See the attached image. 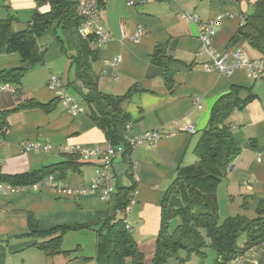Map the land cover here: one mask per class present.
I'll return each mask as SVG.
<instances>
[{"label":"crops","instance_id":"1","mask_svg":"<svg viewBox=\"0 0 264 264\" xmlns=\"http://www.w3.org/2000/svg\"><path fill=\"white\" fill-rule=\"evenodd\" d=\"M254 1L175 0L132 7L126 6L125 0L101 1L99 22L112 39L100 48L93 43L98 52V59L92 64L98 87L112 95L127 94L120 103L130 116L126 138L150 131H158L161 137L114 158L115 189L134 186L127 213L115 211V195L104 201L97 193L71 197L49 189L0 193V264H106L104 257L96 255L102 238L95 229L105 218L113 216L127 217L131 234L144 255V264H150L160 225L162 196L177 167L194 161V147L207 125L211 107L231 86L239 88L238 96L246 102L235 108L227 120L240 152L217 186L218 215L220 219L235 212L255 215L259 203L264 201V78H253L242 68L234 69L230 75L205 70L203 63L209 57L199 41L197 22L181 16L183 12L194 13L200 21L219 17L213 47L226 63L233 62L235 49L249 59L262 58L244 37L235 43L231 41ZM49 9V4L38 6L37 0H0V20L10 19L11 30L20 32L28 27L36 12ZM138 28L143 34L134 41L130 36ZM157 45L171 57L168 67L172 87L164 79V68L151 60ZM36 46L43 61L33 65L19 84L6 83L19 91H0V109L13 108L28 98L48 106L15 111L8 116V131L0 135V174L26 173L64 159L57 151L24 149L22 142L98 145L102 149L110 145L103 130L89 118L84 100L86 90L77 80L69 57L72 52L65 53L53 28L36 39ZM116 55L121 61L113 70L107 62ZM20 62L18 52L0 53V70L17 67ZM50 74L61 81L63 89L83 107V113L73 115L62 107L47 88ZM189 124L194 126L193 132L186 130ZM131 162L136 164L134 172ZM96 163L79 159L61 178L71 187L86 184ZM29 219L39 230L57 225H90L92 228L65 232L62 248L75 249L63 244L76 238L69 234L81 231L90 232L94 248L85 249L84 240L76 238L75 253L47 255L36 246L47 238L26 235ZM231 262L264 264V241ZM127 263L131 264L129 260Z\"/></svg>","mask_w":264,"mask_h":264},{"label":"trees","instance_id":"2","mask_svg":"<svg viewBox=\"0 0 264 264\" xmlns=\"http://www.w3.org/2000/svg\"><path fill=\"white\" fill-rule=\"evenodd\" d=\"M101 1L99 0L100 6ZM43 4H49L50 9L44 13L36 12L23 31L13 32L10 19L0 20V53L18 52L21 56L19 66L0 70V83L19 84L33 65L43 61L36 39L49 28H53L65 53L72 52L69 57L74 64L77 80L86 90L84 100L89 118L103 130L110 145L122 146L123 156L129 154L130 147L125 131L130 116L120 107L127 94L112 95L99 89L98 76L92 69L93 62L98 59V52L93 47L92 36L84 38L78 33L80 19L76 13V0H37L38 6ZM242 20L231 41L235 43L244 37L264 57V0H255L251 12L245 14ZM151 60L164 68V79L168 87H172L168 67L171 57L161 45L155 47ZM238 90L237 86H231L228 92L215 100L207 125L194 147V161L177 167L174 179L164 192L160 203V225L150 264H166L169 258L186 264L192 255L204 256V248L207 246L216 253L214 264H226L264 241V201L259 203L253 217L235 214L220 220L218 215L217 186L229 163L240 152V146L227 121L231 112L235 108H241L246 102L239 98ZM47 106L48 104L28 98L13 108L0 109V135L8 131V116L12 112ZM62 154V161L30 172L0 174V183L29 184L42 180L51 173L62 177L80 159L76 154ZM133 190L134 186L116 188V212H124ZM123 218L107 217L95 229L102 238L96 248V255L104 257L106 264H126L128 260L131 264H144V255L131 231L125 227ZM176 219L177 224L172 227L171 223ZM84 227L92 228L87 224H76L39 230L29 219V231L26 235L37 234L47 238L36 243L47 255L69 256L78 247L63 249V234ZM241 234L246 238L243 245L239 246L237 240Z\"/></svg>","mask_w":264,"mask_h":264},{"label":"built area","instance_id":"3","mask_svg":"<svg viewBox=\"0 0 264 264\" xmlns=\"http://www.w3.org/2000/svg\"><path fill=\"white\" fill-rule=\"evenodd\" d=\"M156 1L175 0H125V4L128 7H132L135 5ZM99 9V0L76 1V13L80 19L78 33L84 38L92 36L94 38V43L98 48L112 39L110 33L107 32L99 22ZM181 16L186 20L197 22L199 41L203 50L209 57L208 60L203 63V68L205 70L214 69L220 73L230 75L234 69L242 68L245 69L253 78H264V57L249 59L239 49H235L233 51V62L226 63L221 56H218L215 53L213 47V36L215 34V27L218 25L219 17L211 18L206 21H200L198 16L194 13L183 12ZM142 34V29L138 28L133 33V35L130 36V38L135 41L138 40ZM120 61V56L116 55L107 62V65L115 70ZM47 88L55 94L62 107L69 113L75 115L84 112L83 107H81L77 101L63 89L61 81L54 74H50L47 82ZM0 91H10L12 93H16V89L6 83L0 84ZM198 101L199 99H196V102ZM127 127L128 124L126 125V128ZM186 130L188 132H193L194 126L189 124ZM160 137L161 134L158 131H150L135 137L126 138V140L129 144L131 152L136 146L142 143L151 144L157 141ZM21 146L27 150L34 149L43 151H57L59 153L65 154H76L81 160L84 161L95 160L97 163L94 174L86 184H79L75 187L69 186L56 173H51L44 179L29 184L12 185L10 183H0V193L5 194L16 190L40 191L49 189L62 192L71 197L97 193L99 198L104 201L109 200L115 194L116 189L114 185L115 173L113 169V161L117 155L123 153L122 146L109 145L102 149L98 145L67 143L51 144L48 142L42 143L39 141L22 142ZM131 167L132 171L134 172L136 168L135 162H131ZM130 202L124 209L125 213L130 210ZM123 223L125 227L130 230L126 216L123 218ZM233 260H238V257L234 258Z\"/></svg>","mask_w":264,"mask_h":264},{"label":"rangeland","instance_id":"4","mask_svg":"<svg viewBox=\"0 0 264 264\" xmlns=\"http://www.w3.org/2000/svg\"><path fill=\"white\" fill-rule=\"evenodd\" d=\"M233 214H236L233 213ZM222 220V219H220ZM177 220H173L171 225L172 227L175 226L177 224L176 222ZM69 235H76V238L80 239V240H84V248L85 249H90L92 250L94 248V245L91 241L90 237V232L88 231H81V232H77V234H69ZM76 238L71 237V239L66 240V242H64L63 247L65 248H76ZM245 235L241 234L237 240V244L239 246L243 245V242L245 240ZM204 252L205 255L204 256H196V255H192L189 260L186 262V264H214V260L216 258V253L215 251L207 246L204 248ZM181 255H184L183 252H180ZM129 264V263H127ZM166 264H180L176 259L174 258H169L168 261L166 262ZM226 264H233L231 261L227 262Z\"/></svg>","mask_w":264,"mask_h":264}]
</instances>
